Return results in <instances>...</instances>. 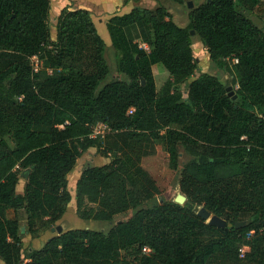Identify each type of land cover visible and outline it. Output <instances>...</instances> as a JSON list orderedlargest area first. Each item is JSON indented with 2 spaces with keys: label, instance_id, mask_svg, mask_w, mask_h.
<instances>
[{
  "label": "trees",
  "instance_id": "trees-1",
  "mask_svg": "<svg viewBox=\"0 0 264 264\" xmlns=\"http://www.w3.org/2000/svg\"><path fill=\"white\" fill-rule=\"evenodd\" d=\"M261 2L206 0L187 27L162 5L111 16V78L89 10L66 5L53 40L51 0H0V261L131 264L127 252L137 264H264V27L248 15ZM192 30L238 86L232 95L213 74L194 78ZM157 63L170 75L162 91ZM98 122L111 129L104 139L90 136ZM158 140L180 173L184 204L157 197V180L143 165ZM95 146L113 160L83 170L77 213L111 228L64 230L24 256L15 223L32 229L63 218L72 202L68 176ZM19 168L28 174L24 194L16 192Z\"/></svg>",
  "mask_w": 264,
  "mask_h": 264
},
{
  "label": "rangeland",
  "instance_id": "rangeland-1",
  "mask_svg": "<svg viewBox=\"0 0 264 264\" xmlns=\"http://www.w3.org/2000/svg\"><path fill=\"white\" fill-rule=\"evenodd\" d=\"M61 1V0H60ZM63 1V0H62ZM71 9H85L87 6L95 7L94 0H69ZM161 4L166 6L173 14L177 17L178 15V5L176 2L172 0H160ZM205 1V0H201ZM51 11L49 15V27L51 30V34L53 35V40L57 39L56 33L58 32L59 28V16L62 13L60 12V4L58 0H51ZM196 3L198 4L199 1L197 0ZM86 6V7H85ZM91 11V10H90ZM92 19L95 23V27L97 28L98 32L102 36L104 43L106 44V60L109 67L110 77L113 78L115 73L116 62L114 58V50L111 45L110 36L107 30V22L110 18L105 17L104 13H97L94 10L91 11ZM248 15L259 25L264 27V0L257 6L253 11L249 12ZM201 41L200 38L196 35H192V47L194 51V55L199 59V66L200 70L196 72V76L200 73L208 72L210 74H219V75H227L225 72L221 71L210 60V56L207 52L205 47L198 46V42ZM201 45V44H200ZM38 59L31 58V63L36 66ZM160 65V64H158ZM157 65V66H158ZM162 66V65H161ZM164 67V66H162ZM220 70V71H219ZM163 68L155 69L156 74V82H157V89L162 91L165 83L169 79L170 75L168 72H164ZM227 81V86H231L232 90L235 92L237 89V85H233L232 78L230 75L224 77ZM185 95L187 94L186 90H184ZM157 127V126H154ZM192 155L188 152L181 149V158L185 161L191 160ZM113 160L112 154H104L102 148L99 146H95L90 148L84 155L79 159L77 162L74 170L68 176V190L72 195V202L70 203L66 213L64 214L63 218L58 220L56 223L52 224L47 220H39L36 222L34 228H30L28 223L25 220H20L16 222L17 228L21 230L22 234V241H21V249L23 255H27L30 249H37L42 247L47 240H49L53 235L57 234L56 230H53L54 227L61 224L64 230L72 229V228H91L96 230H102L104 232H108L112 226L111 222H104V221H96V220H84L80 219L77 213V181L83 172V170L89 165H105L110 163ZM144 167L151 173V175L157 180L158 186L160 188V193L157 197H160L162 201L164 200H172L176 203L178 194H184L179 185V175L177 177L174 176L172 169L169 166V154L167 153V149L163 141L158 140L155 151L150 156L146 157L143 162ZM20 176H19V184L17 186V194H24L25 193V186L27 183V176L26 171L24 168H19ZM177 178V179H176ZM185 195V194H184ZM186 196V195H185ZM182 204V203H179ZM87 206H94L97 205L94 203H89L86 201ZM201 209V207H199ZM198 209V211H199ZM6 214V211H4ZM10 214L16 215L13 211H10ZM19 216L20 214L23 216L22 211L17 213ZM8 216L9 212H8ZM120 217V216H119ZM211 219V218H209ZM208 220V219H207ZM212 221V220H211ZM247 249L246 251H248ZM122 257L131 264H137V260L133 257L129 256L127 252H123ZM27 261V260H25ZM1 264H6L4 261H0Z\"/></svg>",
  "mask_w": 264,
  "mask_h": 264
},
{
  "label": "crops",
  "instance_id": "crops-1",
  "mask_svg": "<svg viewBox=\"0 0 264 264\" xmlns=\"http://www.w3.org/2000/svg\"><path fill=\"white\" fill-rule=\"evenodd\" d=\"M191 1H193V4H194L193 7H189L188 6V2H187V4H184V5L177 4L178 5V8L177 9H178V15H179V17L175 16L173 14V12H171L165 6L168 9V11L172 14V17H173L174 21L177 24H179L180 26H182V27H187L189 25V23H190V12H191V10L193 8H195V7L203 4L206 0L205 1L198 0L199 1L198 4L196 3L197 0H191ZM58 3L61 5L60 8H59V11H58V12H60L61 10L64 9V7L66 5H68L70 3V1L69 0H63V1L62 0L61 1L58 0ZM160 5H162L160 0H128L127 2L125 0H94V6L95 7L93 8L91 6H87V7L85 6L86 7L85 9H87L89 11L90 10L91 11L94 10L97 13H99V12L104 13L105 14V17L107 19V18H111V16H113L115 14H126V13H129L133 9H135L136 7H138V8H147V9H155V8L159 7ZM162 6H164V5H162ZM57 33H56V36H57ZM52 39H53V35H52ZM197 45L198 46H201V47L203 46V47H205L207 49V47L201 41H199ZM158 64H160V63H157V64H154L153 65V72H155L156 67L157 68H163L165 70L164 72H168L164 67H162L163 66L162 64H160V65H158ZM221 71L225 72L224 70H221ZM213 75L214 76H217L227 86V81L224 79V77L227 76V75H229V74L224 75V76L223 75H219V74H213ZM154 76H156L155 73H154ZM195 77H197V76H194V78ZM155 81H156V77H155ZM156 85H157V82H156Z\"/></svg>",
  "mask_w": 264,
  "mask_h": 264
},
{
  "label": "built area",
  "instance_id": "built-area-1",
  "mask_svg": "<svg viewBox=\"0 0 264 264\" xmlns=\"http://www.w3.org/2000/svg\"><path fill=\"white\" fill-rule=\"evenodd\" d=\"M140 46L149 50V46L145 42H140ZM34 58H37L36 56ZM234 61H237V59H234ZM39 66V61H37L35 68L37 69ZM111 129L104 123L98 122L96 124H93L91 126V137L92 138H100L104 139L106 134L109 133ZM247 137H243V139H246ZM254 233V230L252 231ZM249 249L248 246H245L244 248L241 249L242 254L246 252V250ZM143 252L144 253H150L151 249L148 246L143 247Z\"/></svg>",
  "mask_w": 264,
  "mask_h": 264
},
{
  "label": "water",
  "instance_id": "water-1",
  "mask_svg": "<svg viewBox=\"0 0 264 264\" xmlns=\"http://www.w3.org/2000/svg\"><path fill=\"white\" fill-rule=\"evenodd\" d=\"M208 1H211V0H208ZM193 1H188V6L189 7H193ZM191 33L192 34H195L196 32H195V30H192L191 31ZM227 90L228 91H230L229 92V95H232L233 93H234V91L232 90V87L231 86H228L227 87ZM236 96H234V98H235ZM26 176H28V174L26 173ZM186 200H187V196H185L184 194H178V196H177V199H176V201L177 202H179V203H182V204H184L185 202H186ZM198 209H199V207H196L195 208V210L196 211H198ZM198 214L202 217V218H204V219H209L210 217H211V213L208 211V210H206L204 207H202L201 209H199V211H198ZM215 221V219H212V222H214ZM240 225V223L239 224H237V226H239ZM53 230H56L57 231V233H62L63 231H64V228H63V226L61 225V224H59V225H57L56 227H54L53 228Z\"/></svg>",
  "mask_w": 264,
  "mask_h": 264
}]
</instances>
